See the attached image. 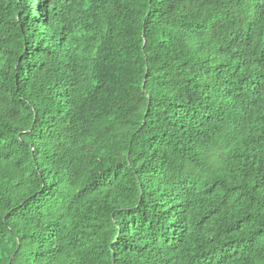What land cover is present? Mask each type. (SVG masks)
<instances>
[{
	"label": "trees",
	"instance_id": "obj_1",
	"mask_svg": "<svg viewBox=\"0 0 264 264\" xmlns=\"http://www.w3.org/2000/svg\"><path fill=\"white\" fill-rule=\"evenodd\" d=\"M0 264H264V0H0Z\"/></svg>",
	"mask_w": 264,
	"mask_h": 264
}]
</instances>
